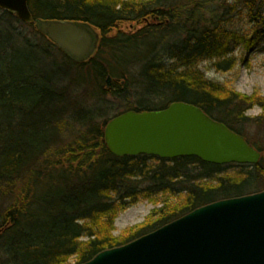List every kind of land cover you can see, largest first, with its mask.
Listing matches in <instances>:
<instances>
[{"label":"trees","instance_id":"obj_1","mask_svg":"<svg viewBox=\"0 0 264 264\" xmlns=\"http://www.w3.org/2000/svg\"><path fill=\"white\" fill-rule=\"evenodd\" d=\"M28 7L33 19L89 23L99 42L89 60L74 63L32 23L0 10V264H83L196 208L264 191V111L246 115L263 109L264 98L208 81L198 68L210 61L226 72L237 49H263L264 0H28ZM235 19L249 32L233 30ZM125 23L141 28L128 33L119 28ZM174 102L242 136L259 161L108 151L110 119ZM140 198L160 199L156 217L113 236L117 214Z\"/></svg>","mask_w":264,"mask_h":264},{"label":"water","instance_id":"obj_2","mask_svg":"<svg viewBox=\"0 0 264 264\" xmlns=\"http://www.w3.org/2000/svg\"><path fill=\"white\" fill-rule=\"evenodd\" d=\"M0 10L32 23L74 63L96 52L99 33L89 23L33 19L28 0H0ZM111 82L108 76L107 88ZM103 139L116 157H196L215 165L260 159L242 136L184 102L159 111L121 113L106 123ZM83 264H264V191L196 208Z\"/></svg>","mask_w":264,"mask_h":264},{"label":"rangeland","instance_id":"obj_3","mask_svg":"<svg viewBox=\"0 0 264 264\" xmlns=\"http://www.w3.org/2000/svg\"><path fill=\"white\" fill-rule=\"evenodd\" d=\"M119 28L130 33L140 29L141 24L125 23ZM232 29L241 33L249 32L250 25H247L244 20L235 19L232 23ZM262 48L256 53L249 54L242 49H237L234 53L237 62L231 70L226 72L215 71L210 61L201 62L198 68L208 81L225 85V87L243 95H257L264 98V45ZM262 111H264V108L261 109V107L254 105L246 112V115L255 117ZM153 199H156V201L152 202L151 199L140 198L135 204L121 210L114 220L113 236L123 237L147 219L156 217L155 215L152 216V212L159 209L162 204L159 198ZM167 203L173 204L175 200L168 199ZM71 262H73V259H71Z\"/></svg>","mask_w":264,"mask_h":264}]
</instances>
